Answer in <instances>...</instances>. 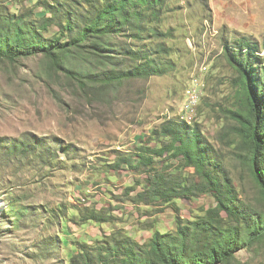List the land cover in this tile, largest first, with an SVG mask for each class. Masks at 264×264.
Returning a JSON list of instances; mask_svg holds the SVG:
<instances>
[{"label":"rangeland","instance_id":"obj_1","mask_svg":"<svg viewBox=\"0 0 264 264\" xmlns=\"http://www.w3.org/2000/svg\"><path fill=\"white\" fill-rule=\"evenodd\" d=\"M67 1L74 8L86 4ZM56 2L0 0V11L42 23L52 18L46 5ZM169 3L161 30L171 33L172 52L162 56L170 63L162 76L108 84L93 66L81 82L43 55L0 62V264H72L114 237L147 244L155 232L175 233L178 218L186 224L214 208L211 194L175 199L178 210L160 198L140 203L154 175L168 183L199 181L181 157L156 154L139 171L115 168L121 158L136 162L160 149L169 141L162 133L168 122L199 125L239 197L264 208L238 157L227 113L235 72L224 55V44L243 36L264 45V0ZM41 32L50 41L60 27L52 23ZM198 77L199 94L185 113ZM231 264H264V242L239 250Z\"/></svg>","mask_w":264,"mask_h":264},{"label":"trees","instance_id":"obj_2","mask_svg":"<svg viewBox=\"0 0 264 264\" xmlns=\"http://www.w3.org/2000/svg\"><path fill=\"white\" fill-rule=\"evenodd\" d=\"M67 2L47 4L52 18L42 23L0 11V62L43 55L81 82L92 77L93 66L100 68V77L108 84L165 74L170 63L162 56L172 52L166 43L171 33L162 32L161 25L169 0H85L78 8ZM52 23L60 32L49 41L41 31ZM130 40L134 44L125 47ZM224 55L235 72L234 103L227 113L239 139L238 157L264 207V45L243 36L226 42ZM124 62L130 66L125 68ZM188 124L166 123L162 133L168 142L145 152L139 161L121 158L115 168L126 164L139 171L154 164L153 155L171 153L181 157L199 181L168 183L163 175H154L149 188L138 195L140 203L160 198L168 204L211 194L216 206L186 224L178 218L175 233L155 232L147 244L114 237L112 245L95 254L80 252L72 264H231L239 250L264 242V208L239 197L235 181L199 125Z\"/></svg>","mask_w":264,"mask_h":264},{"label":"built area","instance_id":"obj_3","mask_svg":"<svg viewBox=\"0 0 264 264\" xmlns=\"http://www.w3.org/2000/svg\"><path fill=\"white\" fill-rule=\"evenodd\" d=\"M199 84H200V79L198 77L197 80H196V88L193 91H191V100L188 102V111L185 112V113L189 112V108L191 106V101L194 98V95L199 94Z\"/></svg>","mask_w":264,"mask_h":264},{"label":"bare ground","instance_id":"obj_4","mask_svg":"<svg viewBox=\"0 0 264 264\" xmlns=\"http://www.w3.org/2000/svg\"><path fill=\"white\" fill-rule=\"evenodd\" d=\"M191 95V94H190ZM195 101V100H194Z\"/></svg>","mask_w":264,"mask_h":264}]
</instances>
